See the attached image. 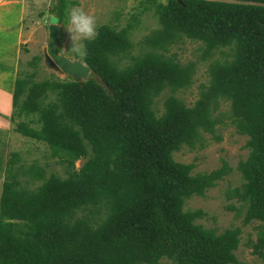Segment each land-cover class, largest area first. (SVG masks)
<instances>
[{
  "label": "trees",
  "instance_id": "obj_1",
  "mask_svg": "<svg viewBox=\"0 0 264 264\" xmlns=\"http://www.w3.org/2000/svg\"><path fill=\"white\" fill-rule=\"evenodd\" d=\"M151 1L159 26L129 62L121 61L130 54L132 24L102 23L97 37L84 42L82 60L108 88L92 78L33 79V71H17L15 130L47 143L68 168L61 176L32 166L41 179L34 188L7 169L0 264H165L163 257L173 264L236 263L240 226L217 232L196 222L202 208L184 209L186 198L203 195L230 165L222 158L217 167L193 172L194 161L173 157L183 144L204 146L205 132L220 138L222 99L237 131L248 136L249 152L237 164L243 181L231 195L242 200L243 223L260 221L253 251L264 264V0ZM75 2L55 0L49 11L65 23ZM183 37L201 41L203 58L223 46L231 50L229 58L209 61L208 80L192 104L175 92L192 83L196 62L168 53ZM166 87L158 113L153 103ZM87 206L94 215L74 216Z\"/></svg>",
  "mask_w": 264,
  "mask_h": 264
},
{
  "label": "rangeland",
  "instance_id": "obj_2",
  "mask_svg": "<svg viewBox=\"0 0 264 264\" xmlns=\"http://www.w3.org/2000/svg\"><path fill=\"white\" fill-rule=\"evenodd\" d=\"M53 1L55 0H41L40 3H37L38 10L44 12L45 15L36 23L30 44V52L23 55L21 62L18 64L20 75L30 71H33V79L53 76L65 78L68 75L51 67L44 59L49 18L51 14H54L49 11ZM29 2H32V0H28ZM146 2L151 4V7H145ZM73 7L82 8L85 12L93 15L97 22V29L102 23H108L115 28L132 24L129 27V37L132 42L130 54L128 57H123L122 63L129 62L132 56L141 53L145 49L144 36L153 28L159 26L151 0H76L75 3L68 6L67 21L65 23L59 22L61 30L58 47L61 52L72 58L78 56L70 51L71 41L64 26L68 23V12ZM201 46L200 40L183 37L179 42L172 44L168 51V53L175 54L182 62L188 60L196 62L192 83L175 92L187 104H192L197 98L200 83L207 82L209 61L214 58L224 59L231 56L229 46H223L217 48L211 56L203 58ZM34 56H38V58L34 59ZM78 58L82 59L81 57ZM169 93L170 90L166 87L155 97L153 106L158 113L162 111L163 99ZM50 97L53 98L54 95L51 94L48 98ZM217 112L221 117V121L216 125V132L220 135V138L218 139L212 136L211 133L205 132L206 144L204 146L189 148L188 145L183 144L180 149L173 151V157L184 162L194 161L193 172L217 167L221 164L222 158L227 160L231 168L214 186L207 188L203 195L193 194L186 198L184 209L202 208L205 213L203 216L198 217L196 222L211 227L217 232L226 227L240 226V241L234 250L237 262L229 264H260L261 258L253 251V242L260 230V221L253 219L248 223H243L245 207L242 200L235 195H231L232 188L240 186L243 181L237 164L249 152V147L246 145L248 136L238 132L231 122L228 115L229 101L222 99ZM11 113L8 116L11 117ZM15 122V120H11L7 129H0V192L7 169L10 172L17 173L21 184L30 188L36 187L41 182V179L32 176L30 169L32 166L42 168L45 175L54 172L65 176L68 168L66 162L59 155L52 154L50 146L44 141L23 135L15 130ZM84 160V156L76 159L74 162L75 167L79 168ZM91 209H93L92 206L79 208L75 211L74 216L94 215V209ZM101 214H104L103 209ZM161 262L173 264L165 257L161 258Z\"/></svg>",
  "mask_w": 264,
  "mask_h": 264
},
{
  "label": "crops",
  "instance_id": "obj_3",
  "mask_svg": "<svg viewBox=\"0 0 264 264\" xmlns=\"http://www.w3.org/2000/svg\"><path fill=\"white\" fill-rule=\"evenodd\" d=\"M40 2L0 0V129L9 127L18 64L30 52L36 23L45 15L38 10Z\"/></svg>",
  "mask_w": 264,
  "mask_h": 264
},
{
  "label": "water",
  "instance_id": "obj_4",
  "mask_svg": "<svg viewBox=\"0 0 264 264\" xmlns=\"http://www.w3.org/2000/svg\"><path fill=\"white\" fill-rule=\"evenodd\" d=\"M58 16L51 14L48 23V34L44 49V59L56 70L69 74L74 80L81 82L83 79L92 78L99 84L108 88L102 76L91 68L84 60L70 57L60 51L58 47L61 25L57 26Z\"/></svg>",
  "mask_w": 264,
  "mask_h": 264
},
{
  "label": "clouds",
  "instance_id": "obj_5",
  "mask_svg": "<svg viewBox=\"0 0 264 264\" xmlns=\"http://www.w3.org/2000/svg\"><path fill=\"white\" fill-rule=\"evenodd\" d=\"M167 6V0H162ZM61 24L57 21V26ZM64 26V25H63ZM71 41L70 51L78 57L87 55L85 41L91 42L97 35V22L93 15L85 12L82 8L73 7L68 12V23L64 26Z\"/></svg>",
  "mask_w": 264,
  "mask_h": 264
}]
</instances>
